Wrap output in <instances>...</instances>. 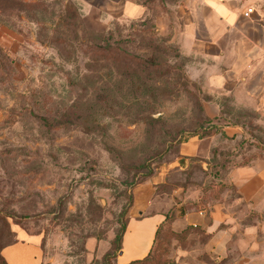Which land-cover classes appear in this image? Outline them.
I'll list each match as a JSON object with an SVG mask.
<instances>
[{"label": "rangeland", "instance_id": "374dc122", "mask_svg": "<svg viewBox=\"0 0 264 264\" xmlns=\"http://www.w3.org/2000/svg\"><path fill=\"white\" fill-rule=\"evenodd\" d=\"M140 1L148 15L132 20L105 16L100 0H0V252L16 225L42 235L45 264H115L135 190L163 177L174 148L207 124L217 94L180 53L172 0ZM221 103L237 114L223 121L264 141L250 102ZM216 140L247 153L244 137ZM167 178L158 190L177 198L217 181ZM253 237L218 259L192 232L179 264H264V226Z\"/></svg>", "mask_w": 264, "mask_h": 264}, {"label": "crops", "instance_id": "0c3cea01", "mask_svg": "<svg viewBox=\"0 0 264 264\" xmlns=\"http://www.w3.org/2000/svg\"><path fill=\"white\" fill-rule=\"evenodd\" d=\"M172 2L168 14L177 15L179 21L174 40L181 55L193 60L189 67L191 73L210 92L217 94L211 103L205 104V115L212 120L209 125L213 130L221 131L194 135L178 144L163 177L135 190L115 264H130L145 258L169 215L173 216L175 232H189L187 244L178 240L171 243L170 258L178 264L189 251L192 232L205 235L208 240L205 251L222 259L232 253V247L242 246L245 235H254L257 239L264 226V141L257 139L243 123L223 121L222 117L237 114L225 112L221 103L225 96L237 104L247 101L254 106L256 115L264 116V0ZM100 8L111 18L139 20L148 15V8L140 0H100ZM248 8L254 12L245 16ZM160 19L167 22L169 18ZM241 137L246 139L244 155L230 153L217 145L216 139L235 141ZM175 173L211 179L220 176L219 181L232 187L224 190L219 198L206 199L201 189L180 198L176 196L178 189L158 190L163 184L169 185L167 176ZM232 188L235 199L229 201L227 197ZM13 232L14 241L1 250L6 263L45 264L42 235L16 225Z\"/></svg>", "mask_w": 264, "mask_h": 264}, {"label": "trees", "instance_id": "16d2710c", "mask_svg": "<svg viewBox=\"0 0 264 264\" xmlns=\"http://www.w3.org/2000/svg\"><path fill=\"white\" fill-rule=\"evenodd\" d=\"M212 120L208 119L207 120V126L204 125L201 127L199 130L193 132L190 136H188L184 141H186L189 137L194 136V135H200V136H205V135H212L220 132V129L213 130V127L209 125ZM182 141V142H184ZM181 142V143H182ZM180 144V143H179ZM220 176H215V178H219ZM211 183L214 184V187H212ZM232 187L231 185H228L227 183H224L223 181H211L208 186L202 187V191L205 193V196L203 199H206L208 197H216L219 198L220 194L226 190L227 188ZM134 202V200H133ZM133 203L128 206L129 210L132 207ZM127 208V209H128ZM128 210V211H129ZM172 222H173V216H167L166 222L160 226L157 236L155 239V243L153 246V249L151 252L143 259L134 261L130 264H177L175 260L170 258V252H171V243L173 240H178L179 243H183L187 236H188V231H184L183 233H177L172 229ZM126 230V225L123 227L121 232L117 234L116 236V246H115V258L117 256V253L120 251L122 247V239H123V234ZM185 239V240H184ZM0 264H7L5 259L2 257L1 252H0Z\"/></svg>", "mask_w": 264, "mask_h": 264}, {"label": "built area", "instance_id": "2783aa9c", "mask_svg": "<svg viewBox=\"0 0 264 264\" xmlns=\"http://www.w3.org/2000/svg\"><path fill=\"white\" fill-rule=\"evenodd\" d=\"M254 12L253 8H248L247 11L244 13L245 16H249L250 14H252Z\"/></svg>", "mask_w": 264, "mask_h": 264}]
</instances>
